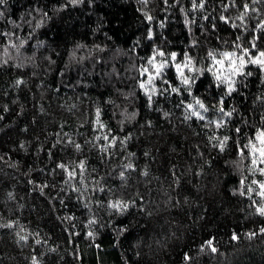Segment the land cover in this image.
I'll use <instances>...</instances> for the list:
<instances>
[{
	"label": "trees",
	"instance_id": "16d2710c",
	"mask_svg": "<svg viewBox=\"0 0 264 264\" xmlns=\"http://www.w3.org/2000/svg\"><path fill=\"white\" fill-rule=\"evenodd\" d=\"M0 13V264H264V176L244 148L264 130V71L246 66L225 95L207 70L209 51H264V0H5ZM158 51L192 59L190 91L173 64L149 101L141 73ZM195 99L203 120L186 119Z\"/></svg>",
	"mask_w": 264,
	"mask_h": 264
},
{
	"label": "snow or ice",
	"instance_id": "6c2138e0",
	"mask_svg": "<svg viewBox=\"0 0 264 264\" xmlns=\"http://www.w3.org/2000/svg\"><path fill=\"white\" fill-rule=\"evenodd\" d=\"M71 3H79L81 0H70ZM206 0H199V3H197V0H192V8L193 9H203L205 6ZM254 2H257V0H254ZM5 3V0H0V4ZM144 3H147V0H144ZM165 3H167V0H165ZM225 5V9H226ZM245 13L248 10V5H244ZM2 15V13H0ZM146 15V19L149 21L152 20L151 16ZM244 14H241V16L237 17V19L243 20ZM207 19V17H205ZM220 19L224 21L225 23H229V21L224 17L221 16ZM187 23V21H186ZM233 27H236L235 24H233ZM259 29L264 30V24H259L257 26ZM151 31H149L148 36L151 38ZM255 39V38H254ZM237 40H240V37H237ZM251 43V48L255 49L256 45L254 42ZM235 49L239 51H224L218 54L219 58H217V54L209 51L208 57L213 62V68L207 69L208 71L212 72V75L215 79V82L217 86H225L226 92L225 95H231L233 92H235L237 89L235 85L237 84V77H246L251 76V72L245 73L244 69L248 65H256L260 68L261 71H264V51H258L257 55H252L251 51L247 47H242L241 44L235 43L234 45ZM156 55L160 57H164L166 54L163 51L156 52L155 55H153L152 58L148 60V67H145L142 69V75H146L147 79L144 82H141L140 87L142 89H145L146 95H148L149 101H151L152 95L156 94L157 89L154 86V82L159 79L162 83H167V81L164 79L165 70L169 68L171 65L174 64L175 71L177 73V76L180 80V83L184 86H187V90L190 91L191 84L194 82V77H189L185 75V69L187 71H200L199 69H194L192 66V59L190 57L185 58V61L183 63H176V53H172L168 59L162 60L160 62H157ZM171 91L177 92L178 89L175 87L171 88ZM221 105L223 104V99L219 102ZM207 112L208 109L205 107L202 101L199 99H195L193 104H188L186 111L190 112L189 116H186V119H190L191 116H195L200 120L204 119V116L201 114V111ZM220 113L224 116H231V112H226L223 107H219ZM97 118H99V112H97ZM97 122H99V119H97ZM220 125L217 124V127ZM103 127V125H101ZM239 131V129H237ZM227 138H225L226 140ZM224 141H220L219 147L221 150H223ZM77 148H79V145H76ZM244 148L248 150L249 156L251 157V164H252V171H258L262 176H264V167H259V165H264V130L257 131L255 137L252 140H249L247 144L244 145ZM241 156L244 155L243 151L240 153ZM61 168H65V165H59ZM79 167L81 169L84 168V163L81 162ZM128 167H131V165H128ZM75 173L69 172V176H74ZM121 177H123V173H121ZM241 184H244V181H241ZM252 184L258 185L259 191L257 192V195L261 197V200H264V181H256L253 180ZM249 193L253 192L254 189L249 186L248 188ZM243 194V193H241ZM109 207L115 208L119 211L126 210L128 205L122 204L120 201H117L114 204H110ZM257 212L259 215L264 216V206L258 207ZM7 227H11V225H7ZM261 231H264V229H261ZM91 236L92 233H89ZM238 237L234 234L233 239H237ZM21 239H24V237H21ZM208 245L211 247L212 241L209 240ZM212 252H216L217 249L215 247H211ZM185 260L190 259L187 255H185ZM33 264H36L35 258L33 259Z\"/></svg>",
	"mask_w": 264,
	"mask_h": 264
}]
</instances>
